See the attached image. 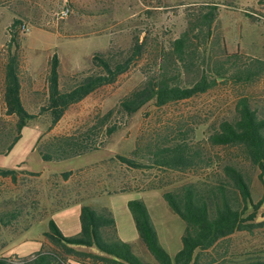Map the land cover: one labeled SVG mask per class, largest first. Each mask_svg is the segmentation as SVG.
<instances>
[{
	"label": "rangeland",
	"instance_id": "1",
	"mask_svg": "<svg viewBox=\"0 0 264 264\" xmlns=\"http://www.w3.org/2000/svg\"><path fill=\"white\" fill-rule=\"evenodd\" d=\"M66 5L71 8L70 15L58 18ZM214 6L218 16L211 31L204 35L194 31L193 43L198 48L194 66L185 69L180 63L171 64L183 87L200 79L210 57L222 62L236 61V68L242 70L255 61L264 64V0H0V117L9 129L14 127L15 118L5 115L1 86L14 20L30 26L27 34L16 31L23 100L32 114H39L45 105L55 55L60 60L64 84L71 77L96 70L92 64L95 54L120 62L132 55L137 42L142 45L128 71L115 84L102 87L72 106L53 128L47 114L34 119L22 130L14 148L0 155V168L18 172L16 181L0 177V258L18 262L49 254L54 256L55 264H103L69 254L45 236L50 220L64 236H76L80 232L82 207L88 205L108 208L116 221L118 238L130 244L147 264H159L140 241L128 207L131 200L145 203L161 245L174 258L182 248L186 223L172 211L163 191L199 180L213 182L219 177L221 166L230 162L240 164L249 176L254 201L264 198L260 171L243 158L239 148L208 142L210 133L222 120L236 116L241 98H248L252 108L264 117V69L248 84L227 78L188 100L164 107L149 103L131 117L120 112L121 101L159 73L172 43L188 30L190 22L196 23ZM235 55L239 58L229 61ZM226 66L231 67L230 63ZM110 112L113 114L108 125L116 124L117 128L98 151L60 162L43 160L41 139L44 142L54 136L71 135ZM180 126L190 132L188 140L192 145L201 146L212 160L209 168L199 172H160L131 169L113 161L116 155L129 156L137 147H145L158 133L177 131ZM88 169H93L92 181L82 183L83 171ZM69 171L71 178L65 179L62 174ZM150 182H157L164 190L142 192ZM115 191L124 193L114 194ZM263 215L264 204L259 221H264ZM227 246L228 256L236 260L264 259V225L253 233H235ZM75 249L110 257L96 246Z\"/></svg>",
	"mask_w": 264,
	"mask_h": 264
},
{
	"label": "trees",
	"instance_id": "2",
	"mask_svg": "<svg viewBox=\"0 0 264 264\" xmlns=\"http://www.w3.org/2000/svg\"><path fill=\"white\" fill-rule=\"evenodd\" d=\"M217 16L218 8L214 6L207 14L196 19V23L190 22L188 30L172 43V48L166 53L167 62L161 65L159 73L150 77L121 101L122 114L131 117L149 103L164 107L191 99L208 92L216 87L220 80L227 78L248 84L263 71L264 64L260 61H255L248 69L242 70L236 68V61L222 62L210 57L199 80L187 87L180 85L179 74L171 64L180 63L185 69L194 66L198 53V48L193 43L194 31L198 30L199 35L209 33ZM20 24L21 21L14 20L11 26L9 55L1 86L5 115L15 118V124L9 129L4 126V119L0 117V155L8 154L14 148L21 138L22 130L34 119L47 114L50 118V128H53L72 106L102 87L115 84L119 77L128 71L135 55L142 49V45L137 42L132 55L120 62H114L106 55L97 53L92 58L96 70L71 77L64 84L60 73V60L55 55L48 76L45 105L41 107L39 114H32L23 100L16 31ZM229 58V61H233L239 57L235 55ZM229 63L231 67L226 66ZM112 114L113 112L108 113L99 122L71 135L54 136L44 142H41V139V157L45 161L60 162L98 151L116 131V124L108 125ZM189 134L190 132L183 130L182 126L167 134L158 133L145 147H137L129 156L116 155V159L128 168L136 170L184 173L209 168L212 160L205 156L201 146L192 145L188 140ZM208 142L214 146L239 148L243 158L259 169V178L264 182V117H260L252 108L248 98L244 97L238 101L236 116L232 120H222L210 133ZM17 175L16 170L0 168V177L16 181ZM71 175V171L62 174L65 179ZM212 178L214 177H209ZM150 190H164V186L150 182L144 191ZM163 197L172 211L186 223L182 248L174 258L161 245L145 203L141 200L128 202L139 237L159 264H264V259L261 258L236 260L228 256L227 243L230 237L237 232L253 233L264 225V221H259L264 198L258 202L254 201L250 178L240 164L226 163L221 166V173L215 181L199 180L187 183L174 190L163 191ZM80 224V232L76 236L66 237L57 224L50 220L49 231L45 236L51 244L67 253L91 258L95 262L147 264L134 253L130 244L118 238L116 221L108 208L83 206ZM75 246H96L110 257L79 251ZM54 260L52 255L37 254L35 258L18 262L0 258V264H55Z\"/></svg>",
	"mask_w": 264,
	"mask_h": 264
},
{
	"label": "built area",
	"instance_id": "3",
	"mask_svg": "<svg viewBox=\"0 0 264 264\" xmlns=\"http://www.w3.org/2000/svg\"><path fill=\"white\" fill-rule=\"evenodd\" d=\"M71 13L70 6L66 5L63 7L61 12L58 14V18H67ZM17 31L22 34H27L30 32V26L26 22H21V24L17 27Z\"/></svg>",
	"mask_w": 264,
	"mask_h": 264
},
{
	"label": "crops",
	"instance_id": "4",
	"mask_svg": "<svg viewBox=\"0 0 264 264\" xmlns=\"http://www.w3.org/2000/svg\"><path fill=\"white\" fill-rule=\"evenodd\" d=\"M115 160H117L116 159V156H115V158H114V162L115 163H118L117 161H115ZM120 163V162H119ZM123 165V164H122ZM85 166V165H84ZM123 167H127L126 165H123ZM81 168H83V167H81ZM93 169H88V171H86V170H84L83 171V176H82V178H81V180H83L82 181V183H90V181H92V178H93V175H94V172L92 171ZM69 178H71V177H69ZM128 192H135V191H128ZM136 192H139V191H136ZM142 192H145V191H142ZM118 193H124V192H118V191H115V193L114 194H118ZM100 208V207H99ZM102 208V207H101ZM141 241V240H140ZM142 242V241H141ZM140 242V243H141ZM140 245V244H139ZM138 245V246H139ZM138 246L136 247V250H137V248H138Z\"/></svg>",
	"mask_w": 264,
	"mask_h": 264
}]
</instances>
